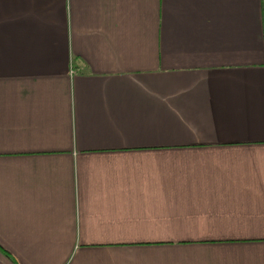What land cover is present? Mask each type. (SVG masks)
Here are the masks:
<instances>
[{
    "label": "crops",
    "instance_id": "0c3cea01",
    "mask_svg": "<svg viewBox=\"0 0 264 264\" xmlns=\"http://www.w3.org/2000/svg\"><path fill=\"white\" fill-rule=\"evenodd\" d=\"M0 264H264V0H0Z\"/></svg>",
    "mask_w": 264,
    "mask_h": 264
},
{
    "label": "rangeland",
    "instance_id": "374dc122",
    "mask_svg": "<svg viewBox=\"0 0 264 264\" xmlns=\"http://www.w3.org/2000/svg\"><path fill=\"white\" fill-rule=\"evenodd\" d=\"M158 207L157 208H153V209H146V214L147 213H156V214H160L161 212L166 210V204L164 202L158 201ZM161 215H157V217H160Z\"/></svg>",
    "mask_w": 264,
    "mask_h": 264
},
{
    "label": "built area",
    "instance_id": "2783aa9c",
    "mask_svg": "<svg viewBox=\"0 0 264 264\" xmlns=\"http://www.w3.org/2000/svg\"><path fill=\"white\" fill-rule=\"evenodd\" d=\"M70 72H72V71L70 70Z\"/></svg>",
    "mask_w": 264,
    "mask_h": 264
}]
</instances>
